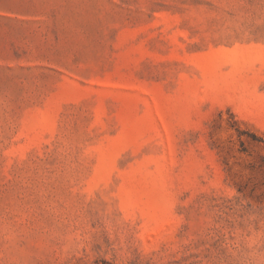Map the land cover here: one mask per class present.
Masks as SVG:
<instances>
[{"label":"rangeland","instance_id":"obj_1","mask_svg":"<svg viewBox=\"0 0 264 264\" xmlns=\"http://www.w3.org/2000/svg\"><path fill=\"white\" fill-rule=\"evenodd\" d=\"M0 264H264V0H0Z\"/></svg>","mask_w":264,"mask_h":264}]
</instances>
